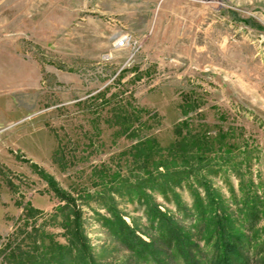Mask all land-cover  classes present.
Instances as JSON below:
<instances>
[{
	"label": "rangeland",
	"instance_id": "1",
	"mask_svg": "<svg viewBox=\"0 0 264 264\" xmlns=\"http://www.w3.org/2000/svg\"><path fill=\"white\" fill-rule=\"evenodd\" d=\"M123 37L126 45L116 47ZM187 97L198 108L184 117L178 105ZM114 102L146 110L158 124L137 138H115L106 122ZM186 119L211 138L231 129L228 141L250 151L233 169L203 174L222 205L235 211L233 197L248 191L264 197V0H0V264H12L5 256L22 239L10 238L27 205L38 211L27 229L38 228L37 244L44 237L45 245H68L69 211L59 210L65 203L39 171L75 199L95 264H159L120 244L104 226L105 205L84 196L100 189L93 187L97 167L121 166L124 174L121 152L148 136L167 147ZM191 186L204 199L192 179L175 192L192 210ZM146 194L184 226L193 223L170 193ZM112 198L137 235L156 238L145 205L130 195ZM249 235L252 264H264V251L255 250L264 216ZM34 240L22 244L32 257Z\"/></svg>",
	"mask_w": 264,
	"mask_h": 264
},
{
	"label": "trees",
	"instance_id": "2",
	"mask_svg": "<svg viewBox=\"0 0 264 264\" xmlns=\"http://www.w3.org/2000/svg\"><path fill=\"white\" fill-rule=\"evenodd\" d=\"M197 108L196 101L188 97L178 105L184 117ZM110 111L111 116L106 122L109 127L117 129L115 138H137L142 131L150 130L158 124L156 115H149L148 111L138 109L131 103L121 105L120 102H114ZM190 125L188 119L177 123L173 129L175 140L167 147H161L154 137L148 136L121 152L119 158L126 156L124 174L121 166L113 171L105 164L97 167L92 176L98 183H94L93 187L99 186L100 189L91 195L86 192L84 197L105 205L110 217L103 218L104 226L142 262L153 260L159 264H176L179 258L182 264H252L250 252L253 250L255 235L250 237L249 234L253 233L264 216V197L250 191L240 199L233 197V202L240 207L232 211L224 207L216 195L207 189L203 175L215 173L223 167L233 169L240 156L245 153L248 155L250 151H247V147L243 152L237 150L234 143L228 141L234 138L231 129L220 131L211 138L207 130L196 131ZM39 174L65 203L58 207L59 210L71 211L63 221L67 229L68 245L56 244L50 239L48 245H45L44 237L40 238L42 246L37 244L34 239L39 233L38 228L32 226L30 231L27 229L30 226L28 221L38 211L27 205L22 225L15 229L10 238L13 242L19 237L22 239L8 251L6 260L12 264H95L80 230V211L75 205V199L60 189L51 176L41 171ZM191 179L206 191L203 199L191 186L194 198L192 210L182 205L175 192L182 183ZM146 190L157 191L164 196L170 193L183 219L190 218L193 223L186 227L173 216L161 211L146 194ZM114 194L134 196L140 204L145 205L149 228L156 233V238L149 236L150 241L146 242L137 235L136 229L128 225L114 208ZM27 240H34L30 248V251L35 252L34 257L22 247ZM199 241L204 242L203 247L209 248L210 253L207 254L199 246ZM10 246H6V250ZM255 250L258 254L264 251V240Z\"/></svg>",
	"mask_w": 264,
	"mask_h": 264
},
{
	"label": "built area",
	"instance_id": "3",
	"mask_svg": "<svg viewBox=\"0 0 264 264\" xmlns=\"http://www.w3.org/2000/svg\"><path fill=\"white\" fill-rule=\"evenodd\" d=\"M127 43V37H123L122 39L119 40V43L116 44V47H124Z\"/></svg>",
	"mask_w": 264,
	"mask_h": 264
},
{
	"label": "water",
	"instance_id": "4",
	"mask_svg": "<svg viewBox=\"0 0 264 264\" xmlns=\"http://www.w3.org/2000/svg\"><path fill=\"white\" fill-rule=\"evenodd\" d=\"M206 1H210V0H206Z\"/></svg>",
	"mask_w": 264,
	"mask_h": 264
}]
</instances>
